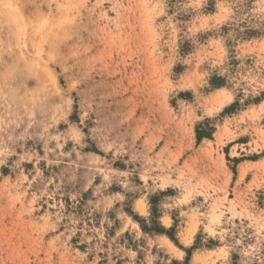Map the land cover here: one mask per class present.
Listing matches in <instances>:
<instances>
[{
    "label": "rangeland",
    "instance_id": "obj_1",
    "mask_svg": "<svg viewBox=\"0 0 264 264\" xmlns=\"http://www.w3.org/2000/svg\"><path fill=\"white\" fill-rule=\"evenodd\" d=\"M0 264H264V0H0Z\"/></svg>",
    "mask_w": 264,
    "mask_h": 264
},
{
    "label": "trees",
    "instance_id": "obj_2",
    "mask_svg": "<svg viewBox=\"0 0 264 264\" xmlns=\"http://www.w3.org/2000/svg\"><path fill=\"white\" fill-rule=\"evenodd\" d=\"M202 137V134L198 132V139L200 140Z\"/></svg>",
    "mask_w": 264,
    "mask_h": 264
},
{
    "label": "bare ground",
    "instance_id": "obj_3",
    "mask_svg": "<svg viewBox=\"0 0 264 264\" xmlns=\"http://www.w3.org/2000/svg\"><path fill=\"white\" fill-rule=\"evenodd\" d=\"M189 235H190V233H189ZM186 240V239H185ZM187 241V240H186ZM189 242V241H188Z\"/></svg>",
    "mask_w": 264,
    "mask_h": 264
}]
</instances>
